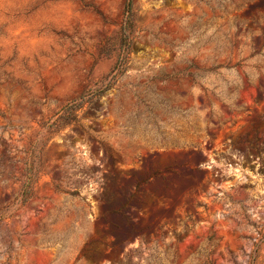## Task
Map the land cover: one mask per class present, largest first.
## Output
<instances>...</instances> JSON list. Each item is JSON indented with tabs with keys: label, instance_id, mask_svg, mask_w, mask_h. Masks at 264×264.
Returning <instances> with one entry per match:
<instances>
[{
	"label": "rangeland",
	"instance_id": "374dc122",
	"mask_svg": "<svg viewBox=\"0 0 264 264\" xmlns=\"http://www.w3.org/2000/svg\"><path fill=\"white\" fill-rule=\"evenodd\" d=\"M128 1L0 0V264H264V0Z\"/></svg>",
	"mask_w": 264,
	"mask_h": 264
},
{
	"label": "water",
	"instance_id": "95a60500",
	"mask_svg": "<svg viewBox=\"0 0 264 264\" xmlns=\"http://www.w3.org/2000/svg\"><path fill=\"white\" fill-rule=\"evenodd\" d=\"M81 199L86 202L85 218H86V220H90L91 219V216H92L90 206L87 203V200L85 199V197H81Z\"/></svg>",
	"mask_w": 264,
	"mask_h": 264
},
{
	"label": "trees",
	"instance_id": "16d2710c",
	"mask_svg": "<svg viewBox=\"0 0 264 264\" xmlns=\"http://www.w3.org/2000/svg\"><path fill=\"white\" fill-rule=\"evenodd\" d=\"M130 5H131V0L128 1V4H127V9L129 10L130 9Z\"/></svg>",
	"mask_w": 264,
	"mask_h": 264
}]
</instances>
